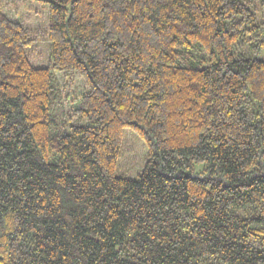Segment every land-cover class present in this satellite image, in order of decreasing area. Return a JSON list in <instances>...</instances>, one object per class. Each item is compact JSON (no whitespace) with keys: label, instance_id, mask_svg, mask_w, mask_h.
<instances>
[{"label":"trees","instance_id":"16d2710c","mask_svg":"<svg viewBox=\"0 0 264 264\" xmlns=\"http://www.w3.org/2000/svg\"><path fill=\"white\" fill-rule=\"evenodd\" d=\"M0 0V264H264V22L253 0ZM23 1V0H19ZM56 73L86 91L54 131ZM147 147L116 174L123 131ZM197 166L201 169L198 171Z\"/></svg>","mask_w":264,"mask_h":264},{"label":"rangeland","instance_id":"374dc122","mask_svg":"<svg viewBox=\"0 0 264 264\" xmlns=\"http://www.w3.org/2000/svg\"><path fill=\"white\" fill-rule=\"evenodd\" d=\"M256 4L258 18L264 22V0H253ZM3 10L8 18L28 27L36 39L26 47L28 59L35 67L48 63L49 43L48 6L31 0H7ZM237 55L244 58H255L264 61V51L255 53L248 48L241 49ZM58 90L55 93L50 118L54 122V131L63 132L72 124L85 125L74 114L75 100L86 91L83 80L77 75L64 76L56 73ZM147 160L145 142L131 129L123 131V142L117 160L116 174L128 179H136ZM196 169L199 171L200 166Z\"/></svg>","mask_w":264,"mask_h":264}]
</instances>
